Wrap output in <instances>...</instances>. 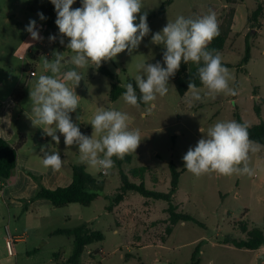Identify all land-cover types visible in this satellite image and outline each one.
<instances>
[{"label":"rangeland","instance_id":"1","mask_svg":"<svg viewBox=\"0 0 264 264\" xmlns=\"http://www.w3.org/2000/svg\"><path fill=\"white\" fill-rule=\"evenodd\" d=\"M236 1L232 4L229 0H142L143 9L137 14L136 23L139 22V15L147 12L151 31L139 47L131 55L125 51L118 54L115 60L102 62L99 68L89 65L76 69L83 76L75 89L81 100L76 112L70 113V116L84 135L91 137L93 128L89 122L101 108L127 113L131 117L130 129L138 128L141 132V143L136 152L125 156H130V161H114L115 166L108 175H99L109 185L107 191L111 199L106 206L114 209V206L123 203L122 208L130 209L128 214L134 221L130 222L128 231L119 233L110 228L108 221L103 222L99 229L105 239L88 247L90 251L82 256L83 264H192L197 248L200 249L199 264H259L264 246L252 251L240 249L234 242L246 240L247 231L254 228L264 233V147L250 153L249 167L254 170L251 176L210 173L197 177L184 168L182 159L188 149L194 148L207 129L217 122L237 121V114L247 127L264 122V14L257 21H248L259 6L264 10V0ZM236 4L244 6L236 21V32L241 27L242 30L240 33L231 32L220 53L222 61L231 65L228 67L233 76L230 87L236 95L220 94L212 99L202 92V100L193 101L189 106L179 95L173 77H170L167 95L157 97L150 115H141L147 105L133 107L122 96L116 102L110 100L113 82L125 88L129 79L135 81V76L142 74L137 70V64L160 62L166 66L163 62L166 49L163 45L153 44L151 38L154 33L162 31L168 21L174 22L178 16L195 18L207 14L211 8L216 12L219 24H227ZM75 5L76 8L81 7V0H75ZM38 13H43L46 19L41 20ZM245 13L248 18H244ZM56 16L55 9L43 0H0V130L4 115L10 113L6 101L14 102L12 94L19 89L24 98L20 103L14 102L11 115L17 127L29 130L27 148L32 150L31 153L41 147L47 150L49 145L52 152H65L64 160L84 165L90 174L98 175L96 169L80 162L77 145L66 147L63 136L56 144L31 121L34 117L30 90L40 75H51L43 68L45 58L51 60L54 52H60L65 58L61 72L74 67L68 63L72 55L66 47L69 39L60 33L55 35V30L50 27L45 30V24L48 21L55 23ZM30 20L36 21L42 40H32L25 30ZM47 33L48 38L45 37ZM49 36H55V41H50ZM60 39L64 40V44L60 43ZM247 39L252 46L251 60L246 66H241L246 55ZM101 68L110 70L117 80L112 81L102 74ZM30 70H34L36 76H30ZM255 106L261 108V117L257 116ZM171 162L183 173L176 203L199 223L180 222L168 233L167 202L147 199L136 192L123 193L121 178L123 173L133 169L149 167L146 187L167 193ZM34 181L40 188L42 183ZM120 196L123 197L121 200ZM103 205L102 199H98L91 207L72 204L56 209L48 203L38 206L37 211H26L22 206L7 208L4 200L0 199V264H65L72 255L74 237L50 236V232L87 224L93 217L102 214ZM113 215L116 221L122 222L116 213ZM8 235L14 237L13 254L8 253Z\"/></svg>","mask_w":264,"mask_h":264},{"label":"clouds","instance_id":"2","mask_svg":"<svg viewBox=\"0 0 264 264\" xmlns=\"http://www.w3.org/2000/svg\"><path fill=\"white\" fill-rule=\"evenodd\" d=\"M56 11L55 24L62 37L69 42L66 47L71 51L68 63L74 67L61 72L64 55L53 53V59L45 58L43 68L51 75H40L30 90L32 104L31 119L34 126H40L44 133L56 143L60 136L66 147L78 146L81 163L108 175L115 166L113 157L123 160L126 155L136 152L141 143L138 128L130 129L131 117L115 109H98L90 120L93 128L91 137L84 135L79 126L73 122L70 113L76 112L81 97L76 93L83 76L76 69L115 60L125 51L129 55L137 49L151 29L147 22V12L139 15L143 9L142 0H81V7L72 8L75 0H50ZM41 20L46 19L38 13ZM25 30L32 40H42L36 21L30 20ZM219 35L217 14L211 8L207 14L195 18L178 16L169 22L162 31L152 35L151 42L163 45L162 66L160 62L137 64L142 74L135 76V85H125L122 99L133 107L141 104L148 107L141 113L142 117L150 115L155 108L157 97L167 95L169 78L181 67V63L196 64L197 76L202 87L193 80L188 82L185 102L191 106L193 101H201L204 96L215 99L220 94L236 95L230 87L233 79L229 68L223 65L220 53L209 50L212 40ZM55 36H49L55 41ZM64 44V40L60 39ZM202 63V66H200ZM146 77V79H145ZM79 120L80 117L78 116ZM204 132L202 128L199 129ZM261 145L250 139L247 126L235 120L220 121L210 126L194 148L190 147L183 155L184 168L199 177L216 173L223 176L233 174H254L249 167L250 153L257 152ZM43 152L42 165L59 171L63 159L58 151Z\"/></svg>","mask_w":264,"mask_h":264},{"label":"trees","instance_id":"3","mask_svg":"<svg viewBox=\"0 0 264 264\" xmlns=\"http://www.w3.org/2000/svg\"><path fill=\"white\" fill-rule=\"evenodd\" d=\"M47 2L52 9H55L54 5L50 0H43ZM233 3L232 0H229ZM264 10L262 6H259L252 18H249L248 21L251 23L257 21L258 18L263 16ZM235 12L232 10L230 13V20L227 24H219V35L215 37L212 42L209 44L208 49H215L219 53L224 50L226 42L232 32V25L234 21ZM251 48L248 39L246 40V55L242 60L241 66H246L251 60ZM223 65L231 67V65L223 62ZM202 66V63L201 65ZM197 65L189 62L187 64L181 63L179 71L173 76L176 89L181 97L185 96V92L188 88V82L193 80L198 87H202L197 76ZM246 71V69H245ZM100 72L105 76L109 77L112 81L117 80V76L112 73L107 68H101ZM128 83H132L134 88H136L135 81L129 79ZM126 91V88H123L118 83L111 84V93L110 100L115 102L119 99L120 96ZM137 94L139 95V89L136 88ZM24 98V93L16 89L12 94V100L15 103H20ZM145 106L144 104H141ZM255 112L258 117H261V108L255 106ZM237 122L242 123V119L237 114ZM250 139L257 142V144L264 147V122L262 121L258 125L247 127ZM25 138H20L16 144H11L4 138H0V191L5 187V183L9 180L18 165V153L20 149L25 145ZM114 161H130L131 157H125L123 160H119L116 157H113ZM171 180L170 187L167 193L159 192L155 189L149 190L145 185L146 175L151 170L149 167H140L133 169L128 173H123L121 178L123 193L127 192H136L142 197L147 199H153L156 201H165L168 206L166 209L167 214L169 215V227L167 229L168 233H171L172 229L180 222H194L199 223L192 215L184 213L180 209V205L176 203V195L179 191L180 178L182 172L178 171L177 166L171 162ZM34 180L40 181L34 175H31ZM154 182L157 183L155 179ZM106 181L102 179L101 176L94 177L86 169L84 165H74L72 167V183L67 187H59L56 189H48L40 185L39 191L37 194L32 197L29 201L35 202L37 200H47L50 204L57 209L64 208L72 204H79L83 207H89L94 201L100 197L105 196ZM120 200L123 198L119 197ZM24 202V208L26 209L25 204L27 200H22ZM246 229V228H244ZM247 230H245L246 232ZM52 235H67L74 237L73 251L72 255L66 261L65 264H82L81 259L86 249L98 242H102L105 239V235L100 230H92L87 224H81L75 228H61L53 232ZM234 245L240 249H247L256 251L264 246V233L257 228H254L250 231H247V239L241 242H234ZM200 249L197 248L192 256V264H199L200 260L198 255ZM64 264V263H63Z\"/></svg>","mask_w":264,"mask_h":264},{"label":"crops","instance_id":"4","mask_svg":"<svg viewBox=\"0 0 264 264\" xmlns=\"http://www.w3.org/2000/svg\"><path fill=\"white\" fill-rule=\"evenodd\" d=\"M235 2L237 1L234 0L232 4H235ZM72 8L73 9L76 8L75 3L72 5ZM242 8L244 9V6L241 7L238 4H236V7L233 8L235 12L234 21L232 25L233 33H240L242 30L241 29L242 27H241L240 31L236 32L238 30L236 28V21L240 17ZM244 18H248L247 13L244 14ZM49 27L51 28V30H55L54 31L56 32L54 33L55 35L59 34V29H56L58 27L57 26L55 27L54 21H48L45 24V30L49 29ZM45 37L48 38V33ZM39 54L40 53H37V55ZM11 100H12V97H11ZM6 102H7L6 105L7 106L9 105L10 113L6 112V114L4 115L3 122H2V129L0 130V138H4L5 140H7L9 143L13 145L16 144L20 138H25L26 142H25V145L20 149L18 153V165H17V168L13 176L9 180L6 181L5 187L3 188V190L0 191V199L4 200V204L6 205L7 208H10V207L20 208L22 206L23 210L28 211L30 209H33L37 211L38 206L48 205V203L50 202L47 200H37L35 202L29 201L32 197H34V195H36L37 191L39 190V185L33 180L31 175H34L37 178H39L42 185L48 189L67 187L72 183V167L74 166V164H73V161L64 160L66 156H65V152L62 151L60 154L61 158L63 159V165L61 169L59 171H53L51 168H45L42 165V158L44 154L43 152H41V148H39L37 151L33 153H31L32 150L27 148L29 144V142H27L28 141L27 138L29 136L28 134H30L29 130H27L25 127L19 128L14 124L11 111L13 112L15 103L11 102L10 100ZM56 134H59V136H62L58 131L56 132ZM47 148H48L47 150L49 151L52 150V148H50L49 145ZM26 149H27V152H26ZM70 168H71V171H70ZM99 175H101V172H99L98 175H92V176L99 177ZM105 181H106L105 196L99 198V199H102L103 204H104L103 212L99 216L93 217V219H91L90 222H88L87 224L92 230L102 231L101 229H99L100 226L102 225L103 222L108 221L110 228H113L115 233L126 232L130 229V222L134 221V218L130 217L128 214L130 209L122 208L123 203L114 206V209H111L110 207L108 208L106 206L111 198H109L110 193L107 191V188L109 187L108 182L107 180ZM22 200L28 201L25 204L26 209H24V202H22ZM96 201H94L93 203H95ZM115 213L116 215L119 216V220L122 221L121 223H119V221H116L115 215H113ZM6 230L8 231L7 228ZM55 231L56 230L51 231L49 235L50 236H60V237L66 236V235H52L53 232ZM87 250L90 251L88 248L86 249V251ZM59 251H56L55 253ZM64 259H65V256H64ZM81 262L83 264L82 259H81Z\"/></svg>","mask_w":264,"mask_h":264},{"label":"built area","instance_id":"5","mask_svg":"<svg viewBox=\"0 0 264 264\" xmlns=\"http://www.w3.org/2000/svg\"><path fill=\"white\" fill-rule=\"evenodd\" d=\"M29 74L32 77L36 75L34 70H30ZM101 174L104 175L102 172H101ZM6 245H7L8 253L9 254H13L14 237H12L11 235H8V238H7V241H6Z\"/></svg>","mask_w":264,"mask_h":264},{"label":"water","instance_id":"6","mask_svg":"<svg viewBox=\"0 0 264 264\" xmlns=\"http://www.w3.org/2000/svg\"><path fill=\"white\" fill-rule=\"evenodd\" d=\"M264 262V254H262V256L259 258L258 263L262 264ZM161 264V263H160Z\"/></svg>","mask_w":264,"mask_h":264}]
</instances>
